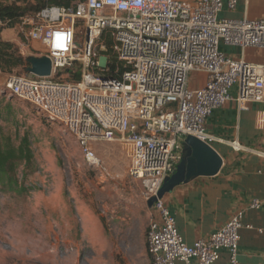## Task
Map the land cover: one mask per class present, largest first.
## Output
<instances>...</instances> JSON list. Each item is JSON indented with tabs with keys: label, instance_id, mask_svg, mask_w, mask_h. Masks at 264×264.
I'll return each instance as SVG.
<instances>
[{
	"label": "built area",
	"instance_id": "2783aa9c",
	"mask_svg": "<svg viewBox=\"0 0 264 264\" xmlns=\"http://www.w3.org/2000/svg\"><path fill=\"white\" fill-rule=\"evenodd\" d=\"M238 5L239 0H76L70 7H47L21 24L29 44H39L36 51L50 58L51 76L11 75L6 87L73 135L92 168L101 165L94 143H122L128 176L142 183L148 201L175 172L182 140L194 137L209 146L218 141L206 131L215 110L230 102L240 112L264 104V65L246 58L248 51L264 52V14L255 20L221 18ZM107 39L124 69L120 78L110 73L111 53L97 50ZM77 64L79 82L58 80ZM193 73L206 75L204 87L189 88ZM259 124L264 128V117ZM228 144L235 152L245 150L238 140ZM263 208L264 198H255L208 239L189 245L164 199L158 200L147 235L149 258L152 264H218L225 250L228 264H240L241 230L253 229L244 225L245 213Z\"/></svg>",
	"mask_w": 264,
	"mask_h": 264
},
{
	"label": "rangeland",
	"instance_id": "374dc122",
	"mask_svg": "<svg viewBox=\"0 0 264 264\" xmlns=\"http://www.w3.org/2000/svg\"><path fill=\"white\" fill-rule=\"evenodd\" d=\"M1 38L20 51L29 45L21 23ZM102 47L103 41L97 45L101 53L107 50ZM248 55L264 62L263 51ZM9 77L0 74V126L16 145L28 136L35 166L25 178L22 168L18 174L27 193L0 188V264H152L146 248L155 214L142 183L128 176L127 148L94 143L101 165L90 167L73 135L10 93ZM58 80L74 83L63 72Z\"/></svg>",
	"mask_w": 264,
	"mask_h": 264
},
{
	"label": "crops",
	"instance_id": "0c3cea01",
	"mask_svg": "<svg viewBox=\"0 0 264 264\" xmlns=\"http://www.w3.org/2000/svg\"><path fill=\"white\" fill-rule=\"evenodd\" d=\"M263 14L264 0H239L237 9H225L221 18L255 20ZM39 47V44L31 43L23 52H26V57L40 56L36 51ZM230 49L233 53L223 51L239 55L237 49ZM249 52L254 51L246 54L249 62L264 65V62L249 57ZM192 75L195 76L193 79ZM192 75L190 89L206 85V75ZM263 117L264 104H250L247 111L240 112L236 102H230L215 110L208 118L206 131L218 140L211 147L223 159L221 171L214 177H198L187 184H181L164 197V202L175 216L178 230L187 244L208 239L223 228L236 212L246 209L253 199L264 198V128L259 124ZM236 140L245 150L235 152L229 146V142ZM185 141L186 139L181 144L182 152ZM244 225L252 226L253 229L244 227L241 230L240 264H264V233L259 232L264 230V208L247 210ZM218 264H228V253L225 250L221 252Z\"/></svg>",
	"mask_w": 264,
	"mask_h": 264
},
{
	"label": "trees",
	"instance_id": "16d2710c",
	"mask_svg": "<svg viewBox=\"0 0 264 264\" xmlns=\"http://www.w3.org/2000/svg\"><path fill=\"white\" fill-rule=\"evenodd\" d=\"M75 2L76 0H0V74L11 76L14 73H24L28 67L20 48L12 42L2 40L1 35L5 30L14 29L23 19L34 16L47 7H70ZM104 44L107 51L103 53L110 54L112 41L104 40ZM111 59L110 73L120 78L124 69L116 58ZM63 75L71 76L77 83L81 80V67L77 64L72 68L64 69ZM2 116L0 110V121ZM34 166V154L28 136L21 138L19 145H16L12 137L3 133L0 126V188L4 192L20 195L27 193L28 190L19 180L18 174L22 168L25 178Z\"/></svg>",
	"mask_w": 264,
	"mask_h": 264
},
{
	"label": "water",
	"instance_id": "95a60500",
	"mask_svg": "<svg viewBox=\"0 0 264 264\" xmlns=\"http://www.w3.org/2000/svg\"><path fill=\"white\" fill-rule=\"evenodd\" d=\"M25 74L39 78H49L52 74V62L48 56H29ZM223 167L222 157L209 145L194 137H188L184 143L181 161L171 177H168L156 197L147 201L149 209L177 186L187 184L198 177H214Z\"/></svg>",
	"mask_w": 264,
	"mask_h": 264
}]
</instances>
